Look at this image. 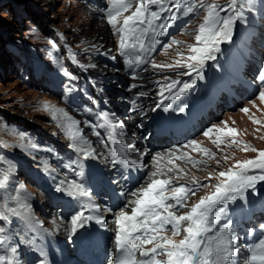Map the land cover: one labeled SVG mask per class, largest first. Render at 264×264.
<instances>
[{
  "label": "rangeland",
  "instance_id": "obj_1",
  "mask_svg": "<svg viewBox=\"0 0 264 264\" xmlns=\"http://www.w3.org/2000/svg\"><path fill=\"white\" fill-rule=\"evenodd\" d=\"M130 2L133 4V8L118 17L121 23L123 15H130L131 11L134 10L136 0H130ZM196 2L199 3L200 0H196ZM204 2L211 3L213 0H204ZM215 2L220 5H227V0H215ZM92 7L97 8V10ZM165 7L174 9V14L176 10H179L172 4L166 3ZM151 8L157 10L158 6H151ZM243 11L247 23L237 22L233 35L237 34L238 31L244 33L245 39L248 41L246 49L250 60L258 61L259 64L264 66V0H253L251 8L245 2ZM101 14L100 8L93 5L92 2L83 0H0V156H3L5 161L15 165V172L12 174L8 185L0 187L5 188L3 193L6 192V195L10 198L9 207H17L16 201L13 207L11 197L19 193L21 200L31 205V213L38 215L42 220H46L45 223L50 226L52 222L60 220L56 215L59 207L53 206L48 210L46 209L47 219L43 211L37 210L35 205L42 204L44 195L26 178L20 164L23 161L30 162L31 166L37 167L35 170L42 169L43 166L48 171L51 167H58L52 157L46 158L45 155H42L44 146L39 147L40 139L33 130H38L43 134L51 132L52 129L58 132L57 129H59L63 133V138L68 137L65 134V128L51 120V113L44 108L45 102L63 109L69 116L81 121V119L71 114L63 106L61 99L49 89L46 84L49 79L47 74L58 73L61 68H64V63L69 57L84 63V66L93 68L97 61L92 59L90 55L89 43L99 31V25L94 21L95 17L102 21L111 41L113 40L116 60L120 69H122L117 55L119 35L116 34V29L109 25L107 19L103 18ZM205 14V11L199 8L193 12L189 22L185 23L172 37L180 43L172 44L168 49L163 48L153 60L150 66L152 74L162 78L175 73L185 75L188 71L187 68L153 67V63L157 65H175L177 60H181L183 63L189 55H194V53H190L188 46L198 43L195 40V35L199 24L203 22ZM220 15H225V11H222ZM119 26L120 24L117 25V27ZM170 41L171 39L167 44ZM242 46H245V44ZM177 52L183 55H177ZM192 62L194 63V61ZM220 63L222 62L217 61L212 65V73H215ZM158 69H162L160 71H163V73L160 71L155 72ZM251 72L252 69L248 70L245 77L247 78ZM102 80L106 87L109 86L108 83L105 84V79ZM246 80L251 86L248 92L240 93V97L233 107L225 106L219 109L205 126L206 128L204 127L196 136L195 141L198 142V146L207 149L209 154L205 155L203 152L194 150L193 146L187 145L179 149L159 152L153 158L152 163L162 164L161 170L156 169L154 164L152 168L156 171L153 172L156 175H151V179L145 182L142 187H146L152 179L168 178L174 179L175 182L179 183L178 185L188 186L194 184V181L200 184L195 196L189 197L185 202V207L172 209L176 215H182L190 210L191 206L197 203L201 197L214 191V186L220 179H223L219 177L221 171L233 168L237 161L254 159L258 152L252 149L264 150V101L259 98L261 84L259 81L250 82L249 78ZM113 81V87L123 93L124 97L130 95L131 83L126 88H120V80L113 79ZM121 100L122 104L128 101L127 99V101ZM245 108L248 109L247 112L242 111ZM254 121H259V123ZM223 122H226V124ZM213 125L217 126L218 129H235L237 134L229 135L217 132L214 129L210 137H205L203 132ZM80 129L83 138L87 140L83 131L84 123L80 125ZM217 136H220L222 141L219 144L213 142ZM233 139L237 143L233 144ZM77 146L87 148L88 144L78 143ZM245 146L248 148L247 151L243 150ZM180 156L191 157V159H177ZM170 160L172 163H169ZM7 166V163L0 162V175ZM161 174L163 175L159 178ZM248 174L260 175L264 173H261L258 169H250ZM263 190L264 182H257L255 191L248 189L245 192V197L255 199ZM134 206V203L131 204L125 211L131 214ZM0 207H2L1 204ZM101 212L104 211L101 210ZM112 220L115 222V218ZM186 224L187 222H182L181 233L178 236H172L170 226L162 232V235L178 241L183 238V227ZM114 225L117 228L116 224ZM52 228L54 227L52 226ZM144 247L150 248L152 245L147 244ZM157 258L166 259L163 254Z\"/></svg>",
  "mask_w": 264,
  "mask_h": 264
},
{
  "label": "snow or ice",
  "instance_id": "obj_2",
  "mask_svg": "<svg viewBox=\"0 0 264 264\" xmlns=\"http://www.w3.org/2000/svg\"><path fill=\"white\" fill-rule=\"evenodd\" d=\"M245 2L249 8L252 7L253 0H227L226 6L216 3L215 0L211 3H205L204 0H200L199 3L196 0H136L134 10L131 11L130 15H123L121 23L118 17L133 8V4L130 0H107L110 7L106 19L108 24L116 29V34L119 35L118 49L120 53L130 56L131 62L139 65L144 63L141 53L149 50L145 45V37L150 31L155 33L153 23L162 19L161 14L168 11L165 7L166 3L175 5L184 15L193 13L198 8L203 9L206 14L195 35V40L198 43L188 46L190 53H194V55H189L183 63L181 60H177L175 65L153 63V67H184L189 69V73H185L186 75L195 71L197 76L203 79L205 61L215 60V53L221 51L220 44L222 42H232L233 31L237 22L247 23L243 11ZM151 6H158V8L152 10ZM222 11H225V15H220ZM168 19L175 21L177 16L172 15ZM118 24H120L119 27H117ZM145 24L147 27H141ZM166 25L167 20L158 26L163 29ZM179 43L180 41L171 38L170 43L164 44L162 47L168 49L172 44ZM130 49H138V51H130ZM177 55L183 54L177 52ZM65 75L69 74L65 73ZM258 81L261 84L259 98L264 101V68L261 69ZM176 83L177 81L172 82L173 85ZM193 84H195V80L183 82L174 99H178L187 93ZM167 107H171V105ZM44 108L51 113L52 121L65 128V134L72 141L69 147L73 148L85 160L95 155L94 150L77 146L78 143L85 145L89 143L83 138L80 125L87 123L91 126V121L76 120L63 109L56 108L47 102H45ZM183 110L180 108V111ZM242 111L247 112L248 109L245 108ZM98 117L104 121V124L97 125L98 127L115 126L113 124L114 114L110 117L109 113L101 111L98 113ZM254 122L259 123V121ZM223 123L226 124V122ZM214 129L229 135L237 134L235 129H218L217 126L213 125L206 129L203 135L210 137ZM21 135L23 134L21 133ZM95 135L99 136L100 133L96 132ZM213 142L221 143L220 136H217ZM232 143L237 142L233 139ZM189 145L193 146L196 151L203 152L205 155L209 154V151L199 147L195 140L190 141ZM134 147L133 144L121 146V155L126 161L127 157L124 155L123 149ZM243 150L247 151V146ZM252 150L258 152L254 159L237 161L233 168L221 171L219 177L223 179H220L214 186V191L201 197L197 203L191 206L190 210L182 215H176L172 209L185 207V202L189 196H195V187L189 188L184 184L172 186L173 180L171 178L152 179L146 187H141L132 193L136 199L132 202L135 206L132 207L131 214L121 208L115 217L117 226L115 245L118 253L115 264H264V224L259 225L260 231L255 237L253 235L255 229L250 230L247 242L241 248L238 243L239 237L232 230L233 220L229 215L233 205L239 204L243 207L242 202L246 201L245 192L248 189L255 191L257 182H264V174H248L250 169H258L264 173V150ZM185 158L191 159V157L186 156L177 157V159ZM0 162H5L8 165L0 175V186L6 187L15 172V165L5 161L3 156H0ZM127 162L137 163L134 160ZM79 163L81 170L77 172L73 169L77 178L62 180L56 189V191L62 192L77 201H88L87 205L82 203L80 210L71 216L69 223L72 233H75L78 227H82L85 220L91 219V217L85 216L87 207L96 211L99 210V205L91 202V191L83 181V162L79 161ZM169 163L172 161L170 160ZM152 175L155 176L156 174L153 173ZM194 184L197 182L194 181ZM11 200L16 201L17 207H9L8 198H5L2 207H0V220L10 221L11 217L29 220L31 218V205L23 202L19 193L12 196ZM127 207L128 205H125V208ZM18 209H24L29 215L25 216ZM97 222H101V220L98 219ZM182 222H187L186 226L183 227L182 239L177 241L162 235V232L169 226L172 229L173 237L180 235ZM5 231L4 228L0 227V247L7 249V254L0 255V264H18L19 244L8 247L7 241L11 237L6 235ZM147 244H151L152 247L145 248L144 245ZM137 250H139L140 259H137L136 256ZM161 254L166 259H158L157 257ZM39 264H45V261L42 259Z\"/></svg>",
  "mask_w": 264,
  "mask_h": 264
},
{
  "label": "bare ground",
  "instance_id": "obj_3",
  "mask_svg": "<svg viewBox=\"0 0 264 264\" xmlns=\"http://www.w3.org/2000/svg\"><path fill=\"white\" fill-rule=\"evenodd\" d=\"M92 8H94V9L97 10V8H95V7H92ZM94 21L97 23V25H99V31H98V33L96 34L95 37H92V39H91V41L89 43V47H90L89 52H90V55L92 56V59H94V60L97 61L95 63V65H93V68L95 70L94 72L97 73V76H99L100 78L106 80L105 84L108 83V85H109V86L106 87V89H107L106 90V97H108V99L110 100L111 103H114L115 104L116 109H120L122 107V104H121L122 103V100L120 98H123L124 97L123 96L124 94L121 93V92H119V91H117L115 89V87H113V83H114L113 79H115V80L116 79H119L120 80V83H121V87L120 88H122V87H125L126 88L129 85L130 81L125 76V73L122 71V69H120L119 64L117 63L116 53H115V47H114V44H113V40L111 41L110 36L108 35V32H107L106 28L102 24V21H100L98 19V17H95L94 18ZM120 64H121V62H120ZM133 92L134 91L131 89V86H130V94H132ZM118 97H120V98H118ZM116 100L117 101L119 100V102L116 103L115 102ZM135 115H136V113H134L132 115V117H134ZM132 117L129 119V122L126 121V124L128 125V128H129L127 130V133H129V134H132L133 132L136 131L132 127H130L131 122H132ZM138 117H139V114H138V116L136 118H138ZM152 165L156 166V169H160V167H161L162 164L161 163L160 164H158V163H152ZM154 171L155 170H153L152 172H154ZM162 175L163 174H161L160 177H162ZM135 199H136V197L134 196L133 201ZM92 203L94 204V201H92ZM92 212L95 213L98 217H102V220L104 222H102L100 225L102 227H104L105 226V220H108V218H107L108 213L105 212V211L104 212H101V208L98 211L92 210ZM85 213H89V212L88 211H85ZM109 213H111V212H109ZM118 213H117V215H118ZM112 227H113V225H112Z\"/></svg>",
  "mask_w": 264,
  "mask_h": 264
}]
</instances>
